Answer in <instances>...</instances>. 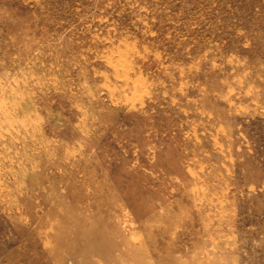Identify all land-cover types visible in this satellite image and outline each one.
Wrapping results in <instances>:
<instances>
[{"label":"rangeland","instance_id":"obj_1","mask_svg":"<svg viewBox=\"0 0 264 264\" xmlns=\"http://www.w3.org/2000/svg\"><path fill=\"white\" fill-rule=\"evenodd\" d=\"M0 264H264V0H0Z\"/></svg>","mask_w":264,"mask_h":264}]
</instances>
